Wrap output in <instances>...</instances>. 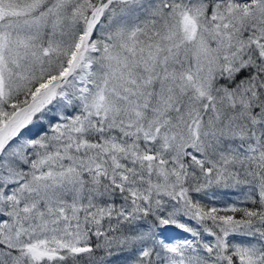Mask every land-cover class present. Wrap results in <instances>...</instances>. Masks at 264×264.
Instances as JSON below:
<instances>
[{
    "label": "snow or ice",
    "instance_id": "snow-or-ice-1",
    "mask_svg": "<svg viewBox=\"0 0 264 264\" xmlns=\"http://www.w3.org/2000/svg\"><path fill=\"white\" fill-rule=\"evenodd\" d=\"M0 264H264V0H0Z\"/></svg>",
    "mask_w": 264,
    "mask_h": 264
}]
</instances>
